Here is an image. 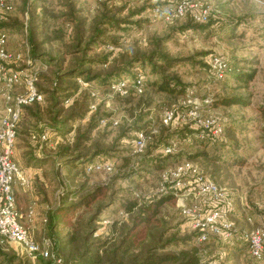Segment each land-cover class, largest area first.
I'll return each instance as SVG.
<instances>
[{
  "label": "rangeland",
  "instance_id": "rangeland-1",
  "mask_svg": "<svg viewBox=\"0 0 264 264\" xmlns=\"http://www.w3.org/2000/svg\"><path fill=\"white\" fill-rule=\"evenodd\" d=\"M9 1L12 10L8 22L4 24L9 35L8 48L13 53H24L26 59L31 61L20 63L14 70L21 71L23 76H31L35 72L42 74L39 85L43 91H52V87L58 82V70L65 72L74 69L82 59V54L75 52L72 46L77 33L76 21L83 20L85 36L89 37L98 14L107 9L105 5L120 18L129 16L131 24L122 25L126 27L125 30H112L108 33L107 36L118 37L117 44L93 49L95 53L92 52L94 55L91 57L111 53L107 64H86L83 68L91 69L93 73L105 72L116 59L121 62L123 55L133 57L136 53L141 55L139 53L153 49L157 38L164 39L162 48L172 57L193 58L180 62L174 69L187 85L182 96H170L150 87L148 82L155 79L156 75L152 74L148 64L142 63L135 64L131 76L144 74L147 89L141 96H132L128 103H125L122 94L113 91L112 86L106 87L96 81L88 84L83 77L76 78V75L66 78L62 85L71 86L70 92L76 86L79 87L70 102L81 99L85 92H90L92 97L88 102L96 103L99 108L94 120L96 127L93 130V141L89 142L91 146L86 144L79 149L71 147L74 149L67 155L63 152L65 149L62 150L63 146H73L70 143L73 142L75 133L77 134L78 126L86 129L95 110L90 111L85 120L75 122L73 127L68 125L64 133H52L51 139L42 149L38 147L32 134L42 133L50 128L47 114L43 111L42 117L36 118L29 112L23 113L15 157L20 162L25 154L30 158L42 157L48 160L43 169H32L29 187L17 186V189H26L21 205L18 202L21 211L26 213L30 207L36 209L39 225L35 235L42 239L47 232L46 235L56 241V251L63 261L75 258L82 248L77 249L76 245L65 243L74 229H79L78 233L83 237L92 231L93 240L110 237L111 243L118 241L122 238L119 229L133 224L132 217L135 213L129 212L127 202L137 200L145 203L166 187L173 191L175 201L164 206L161 214L163 220L148 228V232L153 234L154 242L163 231L164 239L177 232L207 247L209 253L205 260H212L217 264H264V258L254 259L242 244L230 249V245L225 243L229 238L215 234L211 227H208V239L201 242V230L193 226V218L186 217L181 212L177 205L176 189L164 182V171L162 173L156 170L155 164H149L147 153H136L134 148V140L140 129L155 127L160 131L162 141L169 139L170 145L175 144V150L170 154L189 158L198 150L208 151L214 161L207 162L199 157L194 164L205 178L225 188L233 199V211L228 214V218L240 227H264V0H190L191 3H198L200 7L210 10L212 18L206 24L194 22L192 10L195 9L192 7L184 16L167 18L181 0ZM32 30L33 39L30 38ZM209 54L225 56L231 62L232 69L230 68L224 80L217 79L203 69L202 63ZM253 69L256 70L255 78L247 87L237 89L239 83L235 81L233 72ZM18 88L11 92H24V88ZM7 90L0 80V119L5 111ZM48 92L46 101L41 104L44 108L50 105ZM235 93L248 97L250 104L217 105L216 99ZM189 96L201 103L202 116L215 114L224 120V143L208 145L204 142L206 146L194 148L192 143L197 139L191 131L198 133L200 129L196 120L188 115L191 106L183 104ZM206 99H209L208 103L205 102ZM168 109H177L180 117L167 124L164 122V115ZM93 143L99 144V149L105 151L100 157L106 156L108 161L114 163L113 172H88V166L85 168L74 164L75 157L79 154L94 158V150L91 148ZM159 153L161 152L155 151L153 156ZM173 166L174 163H171L169 169ZM25 168L24 166L23 170ZM39 173L42 174V179L38 178ZM43 183H46L45 186H42ZM104 184L111 187L108 197L99 198L93 204L82 207L73 224L65 220L56 221L54 218L47 225V231L43 229L41 221L45 214L53 217L60 206L76 202ZM38 187L45 192L44 196L37 195ZM191 188L186 187L195 191L196 184ZM207 197L209 198L204 200L205 198L190 196L191 204L195 202L199 205V218H205L210 210L219 209L215 206L214 199L208 195ZM115 226L117 232L114 231ZM196 229L200 230L197 237L194 233ZM81 242L82 239H79L77 247ZM170 249L176 247L169 246L168 250ZM47 261L49 260L20 255L10 244L0 248V264H47Z\"/></svg>",
  "mask_w": 264,
  "mask_h": 264
},
{
  "label": "trees",
  "instance_id": "trees-1",
  "mask_svg": "<svg viewBox=\"0 0 264 264\" xmlns=\"http://www.w3.org/2000/svg\"><path fill=\"white\" fill-rule=\"evenodd\" d=\"M6 1L10 6V9L4 14V18L0 20V31L6 33L7 35V48H8L9 35L5 31L6 29L4 24L7 23L9 20V13L12 10V5L9 0ZM105 7L107 9L103 10L101 13L98 14L96 22L94 23L95 25L92 28V32L89 37L85 36L86 33L83 29V25H84L83 20L81 19L76 21L75 28L77 30V33L74 36V41H73L74 44L72 46L75 52H78V54H82V59L76 68L65 72H62V70L60 71L58 70L57 71L58 82L55 83V86L52 87L51 89L52 91L49 92L47 90L43 91V89L40 87L39 80L42 74L38 75L37 73V80L35 81V86L37 88V91L43 95V101L34 102L30 105L23 106L21 117L17 126L16 143L18 136L19 137L21 136L20 133L22 129H20L21 128L20 126L22 123V117L24 112L26 113L29 112L32 116L39 118L42 117L41 114L43 111H45L48 120L51 123L49 124L50 128L47 130L50 132L51 136L52 133L54 132L57 135H60V133H64L65 130H67L68 125H71L73 127L75 125V122L83 121L86 119L88 113L92 111L91 105L94 104L92 102L91 103L88 102V99L92 97V95L90 92L88 93L85 92L84 95H82L81 99H75L74 101L70 102L72 95L74 94V92L78 90L77 88L79 87L76 86L70 92L72 87L71 86L66 87L65 85H62V82H65L66 78L71 76L76 75L77 76L76 78L83 77L88 84L96 81L99 84L106 87H111L113 84L121 80H129L130 82H132L138 77H142L144 81V86H143L144 90L142 93H138L136 89L132 88L129 89V91L126 94L121 95L125 103H128L130 102V98L132 96H141L145 93L147 89V83L144 74L139 73L133 77L131 76V71L134 68L135 64L142 63V64H148L152 71V74L156 75L155 79L150 80L148 82V85L150 87H153L157 92L165 93L170 96H182L186 92V87H187L186 83L183 81L182 77L174 69L176 65H178L180 62L190 61L193 60V58L172 57L165 49L162 48V44L164 42V39L162 38H157L154 43L155 47L153 49H150L149 51L139 53L141 55H137V53L133 57L123 55L121 62H118V60L116 59L115 61H113L110 69H107L105 72L93 73L91 69L83 68L86 64H93V65L107 64L109 62L111 53L97 54V56L91 57L95 53L93 49L96 50V48L100 46L104 48L105 46H111L117 44L119 40L118 37L114 35L107 36L108 33L112 30H125L126 27H122V25L131 24V21L129 20V16L124 19L120 18L118 14L113 13L112 10H110L107 5H105ZM211 18L212 17L210 15L208 21L206 22H199L194 18V22L198 24H206L211 20ZM136 23L137 21H135V24ZM33 37H34V31L32 30V35L30 36V38L33 39ZM92 52L94 53L92 54ZM212 55H216V54H212ZM208 56H210V54L207 55V57L203 61L202 67L205 70V72L211 75V73L209 72L210 66L207 60ZM26 60L27 59L24 55V59L22 61H19L17 64H11L9 65V67L15 69V66L19 65L22 62H25ZM228 63L230 68L232 69V65L229 60ZM233 74L235 81L239 83L236 86L237 89L245 88L255 78L256 70L253 69L250 71H241V72L235 71L233 72ZM219 80H224V78ZM17 88L18 89L24 88L23 91L24 92L26 91V87L24 85L17 86ZM47 92L50 93V98L49 100L47 99L50 105L44 108L41 104L46 101L45 98ZM216 103L217 105H222V106H232V105L248 106L250 104V101L249 98L246 97L245 95L235 93L233 95L216 99ZM98 110L99 108H97V110L94 111L95 112L94 115L90 117V123L87 125L86 129L83 130L80 126H78L77 134L75 133V136L72 138L73 142L70 143L73 144V146H70L69 144L66 145V147L63 146L62 150L65 149L63 151L65 152V155L70 153V151L73 150L74 148L79 149L84 147L86 144L87 146H91L89 142L92 143L93 141V137H92L93 130L96 127L94 120L97 117L96 114L99 112ZM225 127L226 125L224 123V134H225ZM144 129L147 130L148 128H144ZM198 129H200L198 133L195 131H191V133H193L195 138L197 139V141L195 140L192 143L194 145V148L200 147V145L206 146L204 145V142L207 143L208 145H216L217 143H221V144L224 143L222 141L224 134L220 138H213L212 136L202 137L200 136L201 128ZM71 131H73V129ZM160 137H161V133L160 131L157 130V132L152 135V138L149 141L144 153L145 154L147 153V155L150 158L149 164L151 163L152 166L153 164H155L154 167L156 168V170L162 173L163 171L165 172V170L167 171V169L170 170L169 168L171 163H174V166L171 167L172 169L175 168L177 165L186 161L196 163L195 161L199 157L204 158L207 162L214 161V159L209 155L208 151L198 150L194 155L190 156L189 158H180L179 154L177 155H173L170 153L164 154L161 152V149L170 145L171 140L165 139V141H162ZM198 141L201 143H199ZM71 147L74 148L72 149ZM91 148L92 150H94L93 159L91 157L79 154L77 157H75L76 161L74 162V164L83 165L86 168L87 166L93 163L109 160L106 156L100 157L105 151L99 149V144L93 143ZM155 151H160L161 153H159L156 156H153ZM98 157L100 158L98 159ZM15 160L18 162V164L21 166L22 169L25 166V167H32L37 170L43 169L48 161L46 159H43L42 157L31 156L30 158V156H27L26 154L23 157L22 162H20L16 157ZM233 161L234 160H232V162ZM38 178L42 179L41 173H39ZM45 184L43 183L42 186H45ZM110 192H111L110 186L106 184L98 186L92 192L81 197L78 201L60 206L58 209H56L54 213L55 215L53 214V217L52 216L50 217L48 214H45L41 221L43 225L42 226L43 229L47 231L46 228L47 225L49 223H52V220H54V218H56V221L65 220L68 223L73 224L74 218L77 217V214L79 213L82 207L93 204L99 198L108 197ZM44 193L45 192L41 191L39 188L37 195L44 196ZM135 196H137L136 192H135ZM174 201H175L174 193L173 191L170 190L155 195L154 197H152V199H149L145 203H139L137 200L132 202L128 201L126 207L128 208L129 212L133 214L135 213V215L134 217H132L133 224L131 225V227L125 225L123 229H119L121 230V234H122V238L120 240L115 241L113 243H111L112 239L110 237L93 240L92 231H89L87 235L83 237L82 235H79L78 233L79 229H74L72 231L71 236L69 237V239L66 240L65 243L68 245H74V246L76 245V248L79 249L80 247L82 248V251H80L75 258L66 261H63L64 259L56 251L58 256L62 258V261L58 263L56 261H53L52 259H46L53 262L50 263L49 261H47L46 263L47 264H208L209 262L212 261V260H205L206 255L209 253V250L207 249V247L202 246L197 241L196 242L192 241L191 237H186V235H181L180 233L174 232V234L164 239L165 231H163L159 235L157 240L158 242L156 241L157 242L156 243L153 240L154 239L153 234L150 231L148 232V228L150 227V225H154L156 223H159L161 220H163L161 214L164 206L167 203ZM30 209L33 208L30 207L26 212H28ZM33 211H34V226L36 231V229H38V225L36 223L37 212L36 209H33ZM232 211L233 208L231 211H229V214ZM114 224L117 223L114 222ZM234 224L235 227L238 228V232L235 233V235L231 239H228L225 243L230 245L229 246L231 247L230 249H233L234 247L237 248V246L242 244L243 247H246V249L250 251V246H251L250 241L243 236L241 231L244 229H250L254 227H240L237 223ZM139 227H141V229L137 232ZM114 231L115 232L118 231L116 226L114 227ZM46 233L44 235L50 237L46 235ZM194 233H195V237H197L200 234V230L196 229ZM35 236L37 239H41L37 235ZM79 239H82V242L81 245L77 247V245L79 244L76 243L79 241ZM7 244L8 243H0V248H4V246ZM169 246H175L176 249L168 250ZM252 257L257 260H262L264 258V250L260 258H257L253 255Z\"/></svg>",
  "mask_w": 264,
  "mask_h": 264
},
{
  "label": "built area",
  "instance_id": "built-area-1",
  "mask_svg": "<svg viewBox=\"0 0 264 264\" xmlns=\"http://www.w3.org/2000/svg\"><path fill=\"white\" fill-rule=\"evenodd\" d=\"M194 8L192 10L190 8ZM10 9L6 0H0V20L4 18V14ZM188 10L193 11L194 18L199 22L208 21L211 12L208 8L200 7L198 3H191L190 0H181L176 9L167 18L184 16ZM28 14V13H27ZM28 18V17H27ZM24 59V53L11 52L7 48V35L0 31V80L7 87L5 93V111L0 119V243H8L20 255H28L33 259L45 258L52 259L60 263L62 258L56 252V241L50 237L37 239L35 236L34 211L30 209L23 213L18 205L17 186L29 187L31 178L21 168L15 160V145L17 136V126L21 117L23 106L30 105L34 102L43 101V95L37 91L35 81L37 80V72L31 76H23L21 71L14 70L9 67L11 64H17ZM27 63H31L27 60ZM209 72L217 79L226 77L230 66L228 60L222 55H210L208 59ZM24 85L26 91L14 94L11 91L17 86ZM142 77L130 82L129 80H121L112 85L114 92L126 94L130 88L136 89L138 93H142L144 88ZM205 102H209L206 99ZM183 104L191 106L188 113L189 116L196 120L201 128L200 136H212L220 138L224 134L223 119L215 114L202 116L200 114V105L196 99L187 97ZM97 104L91 105L92 110H96ZM180 115L177 109H168L164 115V122L170 123L175 121ZM157 132L155 127L149 130H140L134 140L135 152L142 154L152 138ZM38 147L42 149L51 139L49 131L38 134H32ZM175 144L168 145L161 149L164 154L173 153ZM114 170V163L111 161H102L89 165L88 172H106L111 173ZM164 182L175 188L177 196V205L182 213L194 219L193 226L201 230L199 240L201 242L208 239V227L218 235H222L231 239L238 228L234 222L228 218L229 211L233 208V199L229 197L227 190L209 178H205L199 171V167L193 162H183L175 168L167 170L163 173ZM197 186L195 191L192 185ZM178 186V187H177ZM191 186V187H189ZM178 190H183L179 192ZM166 187L162 188V192H167ZM194 195L197 199L207 200L210 196L214 199L215 206L219 209L210 210L205 218H199V205L191 204L190 196ZM194 198V199H195ZM243 236L250 241L251 254L257 258L262 256L264 250V227H254L241 231ZM208 264H217L213 261Z\"/></svg>",
  "mask_w": 264,
  "mask_h": 264
},
{
  "label": "crops",
  "instance_id": "crops-1",
  "mask_svg": "<svg viewBox=\"0 0 264 264\" xmlns=\"http://www.w3.org/2000/svg\"><path fill=\"white\" fill-rule=\"evenodd\" d=\"M32 169H33L32 167H26L25 170H24L27 173V175L30 176V178L32 177L31 175L33 174V170ZM36 172H38V171H36ZM25 190L26 189H24V188L23 189H20V188L17 189V191H18V202H19L20 205H21V198H24L25 197V194H24ZM38 220L39 219L36 216V223H37V225H39V221Z\"/></svg>",
  "mask_w": 264,
  "mask_h": 264
}]
</instances>
